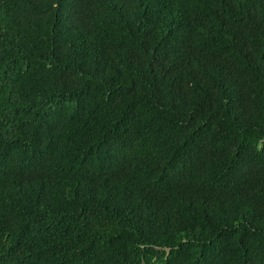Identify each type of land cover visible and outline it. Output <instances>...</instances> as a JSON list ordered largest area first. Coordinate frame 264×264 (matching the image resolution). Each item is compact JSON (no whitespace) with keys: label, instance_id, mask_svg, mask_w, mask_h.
Wrapping results in <instances>:
<instances>
[{"label":"trees","instance_id":"1","mask_svg":"<svg viewBox=\"0 0 264 264\" xmlns=\"http://www.w3.org/2000/svg\"><path fill=\"white\" fill-rule=\"evenodd\" d=\"M0 264H264V0H0Z\"/></svg>","mask_w":264,"mask_h":264}]
</instances>
